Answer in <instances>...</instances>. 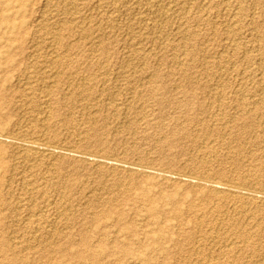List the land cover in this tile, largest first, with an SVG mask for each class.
<instances>
[{"label":"rangeland","instance_id":"374dc122","mask_svg":"<svg viewBox=\"0 0 264 264\" xmlns=\"http://www.w3.org/2000/svg\"><path fill=\"white\" fill-rule=\"evenodd\" d=\"M176 1L0 0V264H264V0Z\"/></svg>","mask_w":264,"mask_h":264},{"label":"bare ground","instance_id":"6f19581e","mask_svg":"<svg viewBox=\"0 0 264 264\" xmlns=\"http://www.w3.org/2000/svg\"><path fill=\"white\" fill-rule=\"evenodd\" d=\"M85 1V0H84ZM102 1V0H101ZM124 1V0H123ZM127 1H130V3L132 2V3H134V4H137V5H139L142 1H145L144 3H143V5L145 6V12H152V13H158L159 15H160V18H162L161 17V15H163L164 16V12H163V9L164 8H162V10L161 9H159V7L158 6H160V4L162 5V3H171V2H173V3H175V2H177L176 0H175V2H174V0H127ZM74 2H75V0H74ZM74 2L72 3V4H74ZM79 2H81V1H79ZM182 2H185V1H182ZM193 2V1H192ZM115 3V2H114ZM128 3V2H127ZM160 3V4H159ZM190 3V2H189ZM71 4V5H72ZM99 4V3H98ZM104 4V3H103ZM107 4V3H106ZM118 4V3H117ZM172 4V3H171ZM238 4V3H237ZM164 5V4H163ZM163 5L161 6V7H163ZM173 5V4H172ZM75 6V5H74ZM80 6V5H79ZM120 6V5H119ZM124 6V5H123ZM122 6V7H123ZM135 6V5H134ZM168 6V5H167ZM170 6V5H169ZM180 6V5H179ZM73 7V6H72ZM165 7V6H164ZM171 7V6H170ZM170 7H168V8H170ZM144 8V7H143ZM225 8V7H224ZM235 8H236V6H235ZM77 9V8H76ZM140 9V8H139ZM167 9V8H166ZM173 9H174V7H173ZM183 9V8H182ZM196 9V8H195ZM198 9V8H197ZM243 9V8H242ZM131 10V9H130ZM170 10H172L171 8H170ZM181 10V9H180ZM137 11H138V8H137ZM136 11V12H137ZM169 11V10H168ZM240 11H241V9H240ZM140 12V11H139ZM144 12V11H143ZM172 12V11H171ZM234 12V11H233ZM238 12V11H237ZM141 13H142V11H141ZM173 13V12H172ZM188 13V12H187ZM195 13V12H194ZM109 14V13H108ZM151 14V13H150ZM157 14V15H158ZM177 14V13H176ZM182 14V13H181ZM234 14V13H233ZM140 15H142V14H140ZM147 15V14H146ZM145 15V16H146ZM154 15V14H153ZM158 15V16H159ZM186 15V14H185ZM207 15V14H206ZM152 16V15H151ZM172 16V15H171ZM184 16V15H183ZM110 17V16H109ZM138 17V16H137ZM154 17V16H153ZM170 17V16H169ZM234 17H236V16H234ZM244 17V16H243ZM143 18H145V17H143ZM142 18V19H143ZM165 18V17H164ZM182 18V17H181ZM41 19V18H40ZM150 19V18H149ZM178 19V18H177ZM231 19V21H232V18H230ZM145 20V19H144ZM151 20H152V18H151ZM155 20H157V18L155 19ZM165 20H166V18H165ZM180 20V19H179ZM110 21V20H109ZM137 22V21H136ZM160 22V21H159ZM158 22V23H159ZM163 22V21H162ZM165 22V21H164ZM179 22V21H178ZM185 22V21H184ZM171 23V22H170ZM230 23V22H229ZM64 24V23H63ZM67 24V23H66ZM69 24V23H68ZM111 24V23H110ZM137 24H139V23H137ZM154 24V23H153ZM75 25V24H74ZM112 25V24H111ZM146 25V24H145ZM160 25V24H159ZM239 25V24H238ZM69 26V25H68ZM142 26V25H141ZM139 27V26H138ZM164 27V26H163ZM189 27V26H188ZM229 27V26H228ZM231 27H233V26H231ZM155 28V27H154ZM161 28V27H160ZM178 28V27H177ZM215 28V27H214ZM74 29V28H73ZM213 29V28H212ZM229 29H231V28H229ZM238 29V28H237ZM76 30V29H75ZM79 30V29H78ZM87 30V29H86ZM97 30V29H96ZM177 30V29H176ZM183 30H185V29H183ZM60 31V30H59ZM89 31V30H88ZM100 31V30H99ZM160 31H161V29H160ZM163 31V30H162ZM170 31V30H169ZM229 31V30H228ZM262 32V31H261ZM168 33V32H167ZM193 33V32H192ZM231 33V32H230ZM233 33H235V32H233ZM232 33V34H233ZM157 34V33H156ZM195 34V33H194ZM193 35V34H192ZM196 35V34H195ZM56 36V35H55ZM88 36V35H87ZM86 36V37H87ZM100 37V36H99ZM189 37H190V35H189ZM39 38V37H38ZM56 38V37H55ZM181 38V37H180ZM187 38V37H186ZM156 39V38H155ZM185 39V38H184ZM58 40V39H57ZM55 41V40H54ZM106 41V40H105ZM163 41V40H162ZM184 41V40H183ZM234 41V40H233ZM56 42V41H55ZM164 42V41H163ZM42 43V42H41ZM93 44V43H92ZM99 44H101V43H99ZM235 44V43H234ZM40 45V44H39ZM56 45V44H55ZM231 45V44H230ZM236 46V45H235ZM67 48V47H66ZM175 48V47H174ZM235 48V47H234ZM200 52V51H199ZM176 54V53H175ZM60 56V55H59ZM61 57V56H60ZM46 59V58H45ZM55 59V58H54ZM191 59V58H190ZM260 59V58H259ZM48 62V61H47ZM72 62V61H71ZM178 62V61H177ZM260 62V61H259ZM256 63V62H255ZM177 65V64H176ZM82 66V65H81ZM25 69V68H24ZM42 70V69H41ZM24 72V71H23ZM61 73V72H60ZM249 73V72H248ZM57 74V73H56ZM55 74V75H56ZM215 74V73H214ZM23 75V74H22ZM57 76V75H56ZM55 76V77H56ZM153 76V75H152ZM249 76V75H248ZM55 79V78H54ZM261 79V78H260ZM85 80V79H84ZM22 81V80H21ZM27 81V80H26ZM49 82V81H48ZM55 82V81H54ZM73 82V81H72ZM86 83V82H85ZM53 84V83H52ZM51 84V85H52ZM82 85V84H81ZM53 87V86H52ZM85 88V87H84ZM46 89V88H45ZM50 89V88H49ZM82 89H83V87H82ZM47 91V90H46ZM75 91V90H74ZM83 91V90H82ZM49 92V91H48ZM40 93V92H39ZM82 93V92H81ZM34 97V96H33ZM258 103H259V101H258ZM255 104V103H254ZM253 104V105H254ZM261 106V105H260ZM44 111V110H43ZM242 113V112H241ZM234 117H236V116H234ZM231 119V118H230ZM45 120V119H44ZM232 120V119H231ZM257 120V119H256ZM31 121V120H30ZM33 124V123H32ZM239 126V125H238ZM22 127V126H21ZM29 127V126H28ZM242 129V128H241ZM248 129V128H247ZM262 131V130H261ZM252 132V131H251ZM10 133V132H9ZM43 135V134H42ZM15 136V135H14ZM163 137V136H162ZM17 138V137H16ZM1 139V138H0ZM32 139V138H31ZM33 140H35L34 138H33ZM14 141V139L12 140V142ZM36 141H37V139H36ZM38 142V141H37ZM15 144H16V146H15V148H17V149H19V150H21V152H23V159H25V162H26V160H29V161H27V163L29 162L30 164H31V162L30 161H32V159H35V162L36 163H38V161H36V159H40L42 156L44 157V153H45V155H47L46 154V150H48L46 147L44 148H42V147H40V145L38 144V143H36L35 141H32V140H29V138L28 139H25V138H23V137H21V138H17L16 140H15V142H14ZM14 144V145H15ZM49 144H47V146H48ZM59 145V144H58ZM46 146V145H45ZM57 147V146H56ZM53 148V147H52ZM18 150V151H19ZM51 150V149H50ZM50 150H48V151H50ZM17 151V152H18ZM55 151V150H54ZM13 152V151H12ZM57 152V151H56ZM60 152V151H59ZM212 152V151H211ZM14 153V152H13ZM53 153V152H52ZM63 153V152H62ZM15 154V153H14ZM60 154V153H59ZM50 154H48V156H49ZM17 156H19V155H17L16 154V157ZM48 156H46L45 158H47ZM201 157V156H200ZM21 158V157H20ZM204 158V157H203ZM22 159V158H21ZM44 159V158H43ZM206 159V158H205ZM204 159V160H205ZM17 160V159H16ZM15 160V161H16ZM34 161V160H33ZM40 161V160H39ZM14 162V161H13ZM23 162V161H22ZM209 162V161H208ZM33 163V162H32ZM12 164V163H11ZM21 164V163H20ZM35 163H33V165H34ZM1 161H0V167H1ZM16 165V164H15ZM23 165V164H22ZM43 165V164H42ZM50 165V164H49ZM24 166V165H23ZM28 166H29V164H28ZM32 166V165H31ZM30 166V167H31ZM133 166V165H132ZM18 168V167H17ZM33 168H35L34 166H33ZM147 168V167H146ZM11 169V168H10ZM14 169V168H13ZM22 169V168H21ZM134 170V169H133ZM32 171V170H31ZM137 171V170H136ZM223 171V170H222ZM14 172V171H13ZM13 172H11L12 173V175H13ZM10 173V172H9ZM30 173V172H29ZM36 173V172H35ZM250 173V172H249ZM21 174V173H20ZM40 174V173H39ZM161 174V173H160ZM221 174V173H220ZM194 175V174H193ZM19 176V175H18ZM32 176V175H31ZM34 176V175H33ZM166 176V175H165ZM12 177V176H11ZM10 177V178H11ZM27 177V176H26ZM2 178H3V175H2V172H0V191H1V187H2ZM28 178V177H27ZM248 178V177H247ZM22 179H23V177H22ZM40 179V178H39ZM10 180V179H9ZM8 180V181H9ZM185 180V179H184ZM215 180V179H214ZM209 181V180H208ZM216 181V180H215ZM256 181H258V180H256ZM24 182V181H23ZM33 182H34V180H33ZM212 182V181H211ZM251 182V181H250ZM218 183V182H217ZM217 183H214L213 182V184H211V187H213V189L212 190H214L213 191V193L215 192V195L217 194V196H218V194H220L219 192H222L225 196H228V197H231V198H244V199H247V200H249V199H254V197L256 196V192L258 191H254V190H244L242 187H240V186H237V185H233L232 183L231 184H224L223 186H220V185H218ZM26 184V183H25ZM28 184H30L31 185V182H29ZM126 186V185H125ZM23 187H24V185H23ZM119 187V186H118ZM117 187V188H118ZM254 187V186H253ZM8 188V187H7ZM120 188V187H119ZM245 189H247V188H245ZM32 190H34V189H31V191ZM46 192V191H45ZM106 192V191H105ZM263 194H264V192H262ZM262 193H260V196H261V194ZM11 194V193H10ZM43 194H44V192H43ZM259 194V193H258ZM15 198V197H14ZM33 197L31 196V195H29V197L27 198L26 197V199H24V200H28V202L30 201H33V199H32ZM34 199H35V197H34ZM262 201H263V204H264V196H262ZM235 200H238V199H235ZM6 201V200H5ZM38 201V200H37ZM40 201V200H39ZM238 201H240V200H238ZM26 202V201H25ZM237 202V201H236ZM32 203V202H31ZM34 203V202H33ZM250 203V202H249ZM244 204V203H243ZM15 205V204H14ZM174 205H178V204H176V203H174ZM246 206H248L247 204H245ZM245 205H243V206H245ZM255 207V206H254ZM253 207V208H254ZM1 208V207H0ZM148 211H149V216H151V217H157L158 216V214H159V210H157V206H156V204H155V201H153V200H149L148 201ZM252 208V207H251ZM255 209H256V207H255ZM248 210V209H247ZM262 211V210H261ZM258 213V212H257ZM182 215H183V213H176V215H174L176 218H182ZM200 217H196V219H199ZM257 221V220H256ZM259 221V220H258ZM121 227L122 228H128V227H126L124 224H121ZM241 230V229H240ZM246 231V230H245ZM249 232V231H248ZM253 233V232H252ZM241 235V234H240ZM161 238V236L159 235V239ZM157 239H158V237H157ZM11 240V239H10ZM85 238H83L82 239V241L85 243ZM205 240V239H204ZM246 240V239H245ZM245 244V243H244ZM259 246V245H258ZM259 249V248H258ZM240 251V250H239ZM126 252H128L129 253V251H128V249L126 248ZM230 252V251H229ZM75 254V253H74ZM247 254V253H246ZM92 255H94V252H92V251H87V253H86V255H84V258L83 259H92L94 256H92ZM96 255V254H95ZM228 255V254H227ZM234 256V255H233ZM3 263V262H2ZM57 264H67V263H62V262H58Z\"/></svg>","mask_w":264,"mask_h":264}]
</instances>
